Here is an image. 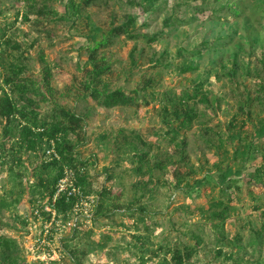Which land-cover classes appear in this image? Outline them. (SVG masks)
Returning <instances> with one entry per match:
<instances>
[{"label": "rangeland", "instance_id": "rangeland-1", "mask_svg": "<svg viewBox=\"0 0 264 264\" xmlns=\"http://www.w3.org/2000/svg\"><path fill=\"white\" fill-rule=\"evenodd\" d=\"M82 1L0 0V84L18 65L29 89L45 92L50 69L52 92L37 112L50 118L62 108L84 118L69 140L89 162L91 195H108L96 220L94 210L81 214L76 235L58 220L49 241L34 208L47 160L24 148L18 164L20 129L5 137L0 119V238L15 245L10 260L0 248V264H173V252L191 248L185 264H264V0H158L147 12L132 0H96L73 15ZM129 17L138 37H112ZM104 39L94 62L109 70L98 88L139 91L133 106L107 109L87 98L89 48ZM203 81L208 103L198 97L179 108L197 118L177 137V152L166 98ZM136 153L148 155L141 172ZM214 213L226 216L223 243Z\"/></svg>", "mask_w": 264, "mask_h": 264}, {"label": "trees", "instance_id": "trees-1", "mask_svg": "<svg viewBox=\"0 0 264 264\" xmlns=\"http://www.w3.org/2000/svg\"><path fill=\"white\" fill-rule=\"evenodd\" d=\"M96 0H83L80 6L74 8V14L77 15L80 13V8L82 5L85 7L91 6L95 3ZM142 4H138L135 1H130L131 5L143 8V11L147 12L153 8L154 3L158 0H141ZM61 21H65L63 18H60ZM135 24V19L129 17L128 21L125 24H122L119 27L113 28L111 30L112 37H121L125 36L128 39H135L138 36H134L130 29ZM146 42L153 44L157 41L156 37L148 38L144 36ZM110 42V39H104L103 41L97 43L94 47L89 48L91 52L90 61L94 63V68L92 72V79L90 83L86 85V88L90 90V94L87 98H91L96 101L100 106L113 109L118 107H130L137 103V95L139 91H134L132 95H128L123 89H117L115 91H108L107 85L103 86L102 90H99L98 86L103 84L102 76L109 70V66L102 65L99 66L95 61V53L101 48L106 47ZM6 46H10L11 42L7 41ZM14 49H18L17 46H14ZM25 68L18 65H12L10 68L9 74L4 78L2 84H0V119L5 123L4 135L5 137L11 136L13 128L17 127L20 129V135L17 139L16 144L19 146L15 157L18 158L22 153V150L26 148L30 152H36L37 150L43 151L42 156L44 157V146L54 141L56 143V149L61 157L60 161H47L43 163L39 168L40 172L38 173V187L42 188L43 192L41 193V204L34 208L42 209L45 205L52 204V197L56 193V186L58 181L64 176L66 168L75 170L77 176V184L83 189L86 195L91 196V176L87 173V167L89 166L88 161H82L79 154L76 152V146L69 140V137L76 136L79 130L83 129L84 118L73 112L67 111L65 109H59L50 118H40V113L37 112V109L40 103L48 102L49 96L52 92L51 87V71L49 68H46L43 73V84L42 87L45 88V92H42L41 89L30 90L29 83H32L31 80L24 76ZM183 71L191 72V67H183ZM204 81L200 84L199 88H196L192 93H182L180 95H175L173 97L166 98L168 104L172 106L173 112L170 111V114L174 117V120L170 119L165 121L169 130L167 131L168 135H172L171 144L176 147L175 151L178 152L180 145L177 142L181 131H186L191 128L193 122L197 118V114L193 108H184L183 110L179 109L180 107H185L187 102L197 100L198 97H202L200 101L205 104L208 103V99L205 95L201 94L200 87L203 86ZM9 87L10 92H8L4 87ZM38 99V100H37ZM168 107V106H167ZM169 109V108H168ZM169 111V110H168ZM21 120V123L17 119ZM23 121V122H22ZM174 122H177L176 126ZM17 123V124H16ZM233 128V125H231ZM136 138L141 141L145 146L150 147L144 142L140 136L135 135ZM264 145V143H263ZM131 146V144H130ZM147 154H137L135 159L139 164L138 171H143L146 165ZM6 155L0 156V162L4 165ZM18 164L20 158L16 161ZM21 164V163H20ZM157 167H160L158 165ZM147 169V168H145ZM56 171V174L53 176L52 172ZM150 170H147L146 173H150ZM110 179V177H108ZM108 195V190L103 189L99 193V203L94 210V218L101 215L103 210V204L101 200ZM74 199L68 200L64 195L58 197L54 208L57 211L58 217L62 220H67V215L71 212L74 206ZM2 206H6L5 202H1ZM0 206V207H2ZM3 208V207H2ZM213 218L219 221L216 225L217 228L222 229L218 233L219 243L225 241L224 234V223L226 221V216L224 213H214ZM79 232L78 228L73 231L76 235ZM140 239V238H138ZM233 240H239V236L236 235ZM200 243V242H199ZM14 243L3 236L0 238V248L2 249L1 253L7 255L6 259L10 260L13 257L14 252ZM195 250L191 248L186 255H183L182 252H173L172 263L173 264H185L192 258V255L195 253ZM2 254V255H3Z\"/></svg>", "mask_w": 264, "mask_h": 264}, {"label": "built area", "instance_id": "built-area-1", "mask_svg": "<svg viewBox=\"0 0 264 264\" xmlns=\"http://www.w3.org/2000/svg\"><path fill=\"white\" fill-rule=\"evenodd\" d=\"M44 159L47 161H60L61 157L56 149V143L50 141V143L44 147ZM67 197L68 200L74 199V206L71 212L67 215V220H62L58 217L57 211L54 208L58 197ZM52 204L45 205L41 210L36 209L35 213L38 218L46 219L44 225V234L48 236V240L51 239V235L54 232L55 224L58 220L61 221V225L64 227H70L72 232L78 228L81 214H87L89 210L91 212L95 210L99 203L98 195H86L83 189L77 184L76 172L73 169L66 168L64 176L58 181L56 186V193L52 197ZM93 216V215H92ZM50 241V240H49Z\"/></svg>", "mask_w": 264, "mask_h": 264}]
</instances>
